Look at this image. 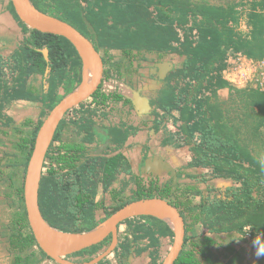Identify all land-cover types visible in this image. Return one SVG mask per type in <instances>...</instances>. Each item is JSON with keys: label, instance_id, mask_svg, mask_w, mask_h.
<instances>
[{"label": "trees", "instance_id": "1", "mask_svg": "<svg viewBox=\"0 0 264 264\" xmlns=\"http://www.w3.org/2000/svg\"><path fill=\"white\" fill-rule=\"evenodd\" d=\"M30 2L39 11L55 16L76 28L91 41L97 51L104 48L120 52L123 57L130 60L128 64L138 52H173L185 56L183 67L178 70L181 75L185 73L184 81L187 83L183 84L186 86L185 90L182 88L178 92L173 87L169 96L160 105L166 109L178 106L182 95L187 94L186 88L193 79L206 80L204 83L207 89H211L214 83L219 86L223 65L221 61L226 50L238 51L252 58L264 56V14L259 12L250 14L251 30L248 36H244L238 35L234 30L236 18L233 15V8L214 5L205 0H30ZM263 3L264 0H260L261 7ZM83 17L92 26V30L86 26ZM19 22L27 36L11 55L12 63L3 60L0 55V114L9 101L34 98L25 88L28 76L34 72L43 74L47 67L50 69L46 78L48 88L40 95L46 109L34 127L24 153V173L35 132L43 118L81 81V59L72 43L65 37L30 28L20 19ZM176 26H181V32ZM194 29L197 36L193 38L191 32ZM41 48L47 49L48 60L42 56L39 50ZM102 61L105 64V60ZM119 69L120 66L114 67L116 74L119 73ZM100 86L101 81L87 98L101 96L103 101L108 100V95L101 92ZM58 87L64 89L63 94L57 93ZM181 93L183 94L180 95ZM119 96V93L112 94V98ZM200 97L196 98L192 108L182 105L183 118L186 119L188 116V123L192 124L193 131L201 133L199 144L204 149H196L198 159L211 166L214 175L235 177V180L240 181V186L233 192L232 198L217 200L203 210L206 214L203 224L213 233L242 231L247 224L258 227L262 221L260 214L262 202L260 198L252 195V190L256 186L254 181H250L253 177L257 178V172L243 166L245 162L243 151L233 139L225 122L217 124L219 126L217 135L212 132L214 126H210V121L213 115L206 114L208 109L206 105L209 101L205 95ZM84 100L67 112L81 107ZM193 112L197 115L196 119L192 116ZM62 126L61 119L45 153L38 187V207L50 226L64 232L88 231L125 202L146 197L166 199L179 210L185 221L181 203L175 200V191H171L170 178L160 185L155 182L141 185V182L135 179L136 190L132 196L116 204L106 211L103 217L97 219L94 197L99 184L103 189H107L120 172H130V165L119 152L110 156L92 155L88 144L94 137L100 136L102 140L106 139L109 142L113 150H117L123 146L133 129L112 125L105 128V135H101L95 129L94 122L85 117L82 123L76 124L77 132L83 133L80 143L73 144L62 143L59 139ZM56 140H59V144L53 146L52 143ZM22 180L20 185L15 187L20 210L15 213L14 225L9 229L7 236V248L13 253L12 264H29L30 257L35 260L31 264H39L42 259L51 264H58L37 246L30 231L23 206ZM141 217L158 222L161 233L173 237V231L165 221L150 215ZM129 219L123 220L118 226ZM134 228L135 231L140 230L137 226ZM24 229H27V232ZM148 230L154 232L152 227ZM109 242L110 235L100 243L68 255L75 256L76 262H86L99 254ZM124 244L125 246L118 243L113 251L118 248L120 253L128 251L127 243ZM215 245L214 237L203 236L194 242L185 236L173 264H219L221 258L231 252V247L227 246L224 253L221 249L215 248ZM33 246L36 249L22 257L21 253ZM232 262L233 259L227 264ZM105 263L107 262L104 257L96 264Z\"/></svg>", "mask_w": 264, "mask_h": 264}, {"label": "crops", "instance_id": "2", "mask_svg": "<svg viewBox=\"0 0 264 264\" xmlns=\"http://www.w3.org/2000/svg\"><path fill=\"white\" fill-rule=\"evenodd\" d=\"M205 1L233 8V15L236 18L235 24L233 23L234 30L238 35H249L251 30L249 16L252 12L264 14V3L261 7L260 0ZM26 36L27 32L19 22L11 1L0 0V55L3 60L12 63L11 55L21 46ZM100 49L103 57L99 54L102 60L104 58L106 61V65L103 64V76H106L109 64L113 69L120 66L118 74L125 81L122 86L123 92L128 95L131 88L133 94H138L144 103L145 110L134 106L131 99L116 92L120 96L110 101H103L101 96L86 98L81 107L73 110L75 112L73 118L64 115L62 117L63 126L59 136L62 143H80L83 133L77 132L76 124L82 123L85 117L94 122L95 129L101 135H105V128L112 125L133 129L123 146L117 150H113L109 142L106 139L102 140L100 136L94 137L88 144L92 155L110 156L119 152L130 165V172H120L107 189H103L99 184L94 197L97 205L95 217L97 219L103 217L106 211L131 197L136 190L135 179L139 180L141 185L150 182L160 185L170 178L171 191H175V200L181 203L184 210V237L194 242L203 236L214 237L215 248L221 249L224 253L227 246H230L231 252L221 258L219 264H227L231 259H233L231 264H264V257H257L253 247L255 238L260 237L264 240V92L252 84L234 86L220 73L219 86L214 83L211 89H207L204 80L193 79L186 88L187 94H180L183 95L178 106L166 109L160 105L169 96L172 86L177 90L183 84H187L184 81L185 73L183 75L178 73L183 67L185 56L173 52H138L128 64L130 60L123 57L120 52L113 56L112 49ZM39 50L44 59L48 60L45 58V48ZM71 62H74V58ZM49 70L47 67L43 74L34 72L28 76L25 88L34 98L9 101L1 110L0 202L3 201L2 191L5 189L9 194L14 192L16 182L23 175L24 153L32 131L46 109L40 95L48 88L46 78ZM200 92H204L205 98L207 97L209 101L206 105V109L208 108L206 114L213 115L210 121V126H214L212 132L217 135L219 127L217 124L225 122L233 139L243 151L245 159L243 166L257 172V178L253 177L250 181H254L256 186L252 190V195L260 198L262 202L260 210L262 221L258 227L247 224L242 231L213 233L203 224V218L206 217L203 210L217 200L232 198L233 192L240 186V181L235 180V177L214 175L211 166L198 159L196 149H204L199 144L201 133L193 131L187 115L186 119L183 118L182 105L192 108L196 98L202 95ZM57 93L63 94L64 89L58 87ZM146 102L149 103V107ZM192 116L197 118L194 112ZM186 121L187 123H184ZM105 142H108L107 146L101 149ZM58 144L59 140L52 143L53 146ZM172 172L177 176L175 185L172 183ZM141 216L143 215L131 217L118 226L117 244L125 246L124 243H127L128 251L120 253L119 248L112 251L105 257L107 262L105 264H161L172 245L173 237L166 233L162 234L158 222ZM136 226L140 230L135 231ZM150 227L154 228V232L148 230ZM233 255L236 256L232 258ZM74 260L76 259H70L76 262Z\"/></svg>", "mask_w": 264, "mask_h": 264}, {"label": "water", "instance_id": "3", "mask_svg": "<svg viewBox=\"0 0 264 264\" xmlns=\"http://www.w3.org/2000/svg\"><path fill=\"white\" fill-rule=\"evenodd\" d=\"M10 1L17 17L23 23L30 28L65 37L72 43L81 59V81L71 92L64 95L43 118L35 132L33 144L23 173V206L28 226L37 246L58 264H96L116 247L117 229L120 222L134 216L150 215L165 221L173 231L172 245L161 262V264H173L179 255L184 241V219L179 213V210L166 199L146 197L129 200L96 226L88 231L82 232H64L58 230L50 226L42 217L38 207L37 196L45 153L63 115L68 109L90 96L97 88L103 74V61L99 51L94 48L91 41L67 22L39 11L33 6L30 0ZM83 20L86 26L92 30V26L88 23L87 19L83 17ZM44 53L45 58L48 59V51L46 48ZM86 58L91 63V77L89 83L85 87H82ZM129 89L131 91L130 94L125 95L122 92V95L131 99L134 106L145 110L144 103L141 102L138 94H133V90L131 88ZM146 105L148 107L150 106L148 102H146ZM107 144L108 142H105L101 149L105 148ZM176 180L177 176L172 172L173 185H175ZM164 217H168L174 226L172 227ZM108 235H110V242L107 247L89 261L73 262L64 258V256L70 253L100 243Z\"/></svg>", "mask_w": 264, "mask_h": 264}, {"label": "built area", "instance_id": "4", "mask_svg": "<svg viewBox=\"0 0 264 264\" xmlns=\"http://www.w3.org/2000/svg\"><path fill=\"white\" fill-rule=\"evenodd\" d=\"M84 5V4H83ZM188 26V25H186ZM185 27V26H184ZM176 28L181 32V26H176ZM193 34V38L197 36L196 30H192L191 35ZM222 69L220 73L222 74L225 69L235 70L241 65H247L250 69L248 73H242L237 75L235 80L225 79L228 82L232 83L234 86H245L248 84L255 85L260 91L264 92V57H249L245 54H242L238 51L226 50L224 53V57L222 59ZM107 74L101 80L100 90L102 93L108 95V101L112 100V94L115 92L122 93V86L125 84L123 77L120 74H116L112 66L109 64L106 68ZM204 80L203 82H205ZM179 82L182 83V80ZM185 86V85H184ZM201 93V92H200ZM205 95L204 92L201 93ZM75 112L69 111L64 116H68L69 118H73ZM182 139V137H181Z\"/></svg>", "mask_w": 264, "mask_h": 264}, {"label": "rangeland", "instance_id": "5", "mask_svg": "<svg viewBox=\"0 0 264 264\" xmlns=\"http://www.w3.org/2000/svg\"><path fill=\"white\" fill-rule=\"evenodd\" d=\"M99 53L103 57V52H102L101 49H99ZM117 53H118V51L114 52L112 50V55L113 56L117 55ZM103 60H104V58H103ZM105 65H104V67H105ZM102 78H101V80H102ZM173 87L174 86H172V89H173ZM182 88H184V85H182L181 88H179V89L177 88V91L179 92V90H182ZM132 115L135 116V114L133 112H132ZM134 116H132V118H134ZM164 174H166V173H164ZM22 178L23 177H21L16 182V186H15L16 188L20 185ZM162 178H163V176L161 177V179ZM2 192H3V197L1 198V200H3V201L0 202V264H12L13 263L12 262L13 253H11L8 250V248H7V236H8V233L10 231L9 229L11 227H13V225H14L13 219H14L15 213L20 210V203L17 201L16 189L14 190V192H10V194L5 189ZM4 193H6V194L4 195ZM8 194L10 196H8ZM24 231L27 232V229H24ZM106 247H103L100 250V252L103 251ZM32 249H36V248L33 246L31 248H28V249L24 250L21 253L22 257L28 255V253ZM74 258L76 259V257L73 256V255L72 256H70V255L67 256V259L68 260H70V259L72 260ZM33 261H35L34 258L33 257H30L28 263L31 264ZM39 262H40L39 264H51L46 259H42Z\"/></svg>", "mask_w": 264, "mask_h": 264}, {"label": "clouds", "instance_id": "6", "mask_svg": "<svg viewBox=\"0 0 264 264\" xmlns=\"http://www.w3.org/2000/svg\"><path fill=\"white\" fill-rule=\"evenodd\" d=\"M250 71L247 65H241L235 70L225 69L222 75L225 79L235 80L237 75L242 73H248ZM253 247L255 249V255L257 257H264V240L260 239V237L255 238L253 240Z\"/></svg>", "mask_w": 264, "mask_h": 264}, {"label": "bare ground", "instance_id": "7", "mask_svg": "<svg viewBox=\"0 0 264 264\" xmlns=\"http://www.w3.org/2000/svg\"><path fill=\"white\" fill-rule=\"evenodd\" d=\"M83 77H84V81H83L82 87H85L89 83L90 77H91V63H90L89 59H87V58H86V62H85ZM160 216L163 217L162 214H160ZM164 218L167 219V221L169 222V224L172 227L174 226L172 221L168 217H164Z\"/></svg>", "mask_w": 264, "mask_h": 264}]
</instances>
